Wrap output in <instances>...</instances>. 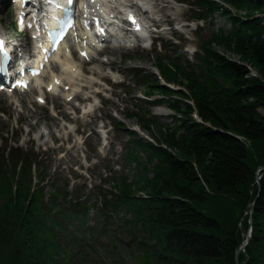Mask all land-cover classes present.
<instances>
[{
	"label": "trees",
	"instance_id": "obj_1",
	"mask_svg": "<svg viewBox=\"0 0 264 264\" xmlns=\"http://www.w3.org/2000/svg\"><path fill=\"white\" fill-rule=\"evenodd\" d=\"M220 1L234 12L214 0L190 2L194 18L217 11L230 25L201 41L195 69L157 59L162 77L183 88L146 80L171 122L142 107L126 114L152 142L125 130V163L134 170L102 193L93 225L86 202L59 205L65 188L51 184L47 202L42 187L32 190V152L0 153V264H235L252 203L238 263L264 264V169L259 185L255 174L264 166V0Z\"/></svg>",
	"mask_w": 264,
	"mask_h": 264
},
{
	"label": "rangeland",
	"instance_id": "obj_2",
	"mask_svg": "<svg viewBox=\"0 0 264 264\" xmlns=\"http://www.w3.org/2000/svg\"><path fill=\"white\" fill-rule=\"evenodd\" d=\"M145 1L148 3L147 14L152 20L149 29L155 31L151 35L159 38L157 50L165 57L178 59L182 64L196 62L193 54L200 39L208 38L218 27L229 26L220 14H214L212 21L207 23L191 21V7L180 0ZM133 2L137 0H131ZM5 7L2 9L5 10ZM0 22V27L17 37L11 29L8 13L0 12ZM20 37L23 38L22 35ZM161 41L165 49L160 48ZM153 49H111L106 52L107 55H101L100 61L110 55L112 69H116L118 78L125 82L130 80L129 68L151 71L153 58L150 53ZM107 69L103 63L97 71L82 64V76L75 80L79 88L64 78L65 87L70 88L66 91L77 95L73 100L54 98L47 93L44 95L43 88L38 92L32 89L23 94H0V146L5 141L7 145H34L42 167L49 170L54 180L67 182L71 192L85 199L89 203L90 213L100 206L97 196L99 189H111L112 183L109 179L104 180V176L107 174L112 179L126 172L122 159L128 148L127 136L122 129L116 131L112 128V118L139 130L135 120L123 118V112H135L137 106L147 105L144 100L157 97L156 92L144 96L142 87L132 83L127 88L119 86L106 77ZM51 73L63 75L54 65L40 80L44 86L51 80ZM126 84L129 82L126 81ZM39 95L45 96V105L37 103L36 97ZM151 112L160 122H171V111L165 106L151 107ZM92 205L94 207L91 208ZM133 248H136V244H133Z\"/></svg>",
	"mask_w": 264,
	"mask_h": 264
},
{
	"label": "bare ground",
	"instance_id": "obj_3",
	"mask_svg": "<svg viewBox=\"0 0 264 264\" xmlns=\"http://www.w3.org/2000/svg\"><path fill=\"white\" fill-rule=\"evenodd\" d=\"M83 1V0H82ZM111 0H97V3H103V4H105L106 6H107V8L108 9H110V7H111V5H110V2ZM84 4V3H83ZM96 5H94V7H95ZM83 7V5L82 6H79V8H82ZM114 10H112V9H110L109 10V12H113ZM144 31V29L142 28L140 31H139V33L141 34L142 32ZM79 39H80V41H82V40H84L85 41V39H87V38H84L83 37V34H79ZM127 41H130V39H128ZM64 48H63V51H61V52H59L58 51V53H56V55L53 57V61L54 62H56V63H58V64H60V65H62L63 67H66L68 64L65 62V59L67 58V56H68V54L65 52V50H67V47L68 46H63ZM69 48H70V46H69ZM63 56H64V59H63ZM42 57V56H41ZM54 77H56L55 75H54ZM53 77V78H54Z\"/></svg>",
	"mask_w": 264,
	"mask_h": 264
},
{
	"label": "water",
	"instance_id": "obj_4",
	"mask_svg": "<svg viewBox=\"0 0 264 264\" xmlns=\"http://www.w3.org/2000/svg\"><path fill=\"white\" fill-rule=\"evenodd\" d=\"M262 168H264V167H262ZM259 180H260V177H257V178H256V182L258 183V185H259ZM253 205H254V204L252 203L251 208H250V220H249V223H251V214H252V212H253ZM249 240H250V235L248 234V235L246 236V240H245L244 245L241 246L240 248H238V249L236 250V252H235V256H234L235 264H238V261H237L238 253H239L241 250L244 249V246L248 244Z\"/></svg>",
	"mask_w": 264,
	"mask_h": 264
},
{
	"label": "snow or ice",
	"instance_id": "obj_5",
	"mask_svg": "<svg viewBox=\"0 0 264 264\" xmlns=\"http://www.w3.org/2000/svg\"><path fill=\"white\" fill-rule=\"evenodd\" d=\"M73 0H69V3H72ZM134 20V18H132ZM0 51H3L4 53V56H5V60H4V63L2 65H0V71H4L6 72L7 71V59H8V54H7V49L4 48L3 46V41L0 40ZM22 83V82H21Z\"/></svg>",
	"mask_w": 264,
	"mask_h": 264
}]
</instances>
